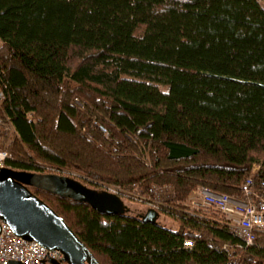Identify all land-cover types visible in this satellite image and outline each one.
<instances>
[{
	"label": "trees",
	"instance_id": "trees-1",
	"mask_svg": "<svg viewBox=\"0 0 264 264\" xmlns=\"http://www.w3.org/2000/svg\"><path fill=\"white\" fill-rule=\"evenodd\" d=\"M0 90L11 169L172 187L153 223L134 200L109 216L32 191L100 264H264V232L244 247L176 203L199 186L235 196L254 167L264 179L258 0H0Z\"/></svg>",
	"mask_w": 264,
	"mask_h": 264
},
{
	"label": "water",
	"instance_id": "water-1",
	"mask_svg": "<svg viewBox=\"0 0 264 264\" xmlns=\"http://www.w3.org/2000/svg\"><path fill=\"white\" fill-rule=\"evenodd\" d=\"M33 190L87 204L109 216L128 212L124 199L106 189L88 186L73 176L0 168V222L7 224L18 237L59 250L65 264H100L65 221ZM157 215L156 210L148 208L140 219L153 223Z\"/></svg>",
	"mask_w": 264,
	"mask_h": 264
},
{
	"label": "built area",
	"instance_id": "built-area-1",
	"mask_svg": "<svg viewBox=\"0 0 264 264\" xmlns=\"http://www.w3.org/2000/svg\"><path fill=\"white\" fill-rule=\"evenodd\" d=\"M4 96L0 90V103ZM102 132L105 130L99 127ZM12 155L0 150V168H10L7 163ZM257 167L244 178L237 195L216 193L205 186L195 188L189 197L177 203L179 209L197 216H213L234 235L242 246H251L255 234L264 232V179L258 182L254 178ZM123 199L143 203L157 210L166 206L172 199V188L167 185L150 186L145 190L138 187L132 192L114 191ZM190 240L184 241V247H191ZM0 264H65L63 254L57 249H48L35 241L16 236L12 229L0 222Z\"/></svg>",
	"mask_w": 264,
	"mask_h": 264
},
{
	"label": "rangeland",
	"instance_id": "rangeland-1",
	"mask_svg": "<svg viewBox=\"0 0 264 264\" xmlns=\"http://www.w3.org/2000/svg\"><path fill=\"white\" fill-rule=\"evenodd\" d=\"M259 1V3L262 5V7L264 8V0H258ZM56 174H58V173H56ZM63 174H65V175H69V176H73V177H78L76 174H74V173H71V172H64ZM83 182V181H82ZM84 184H86V185H88V186H90L89 185V182H87V181H85V182H83ZM169 186V185H168ZM92 187V186H91ZM98 187V186H97ZM97 187H95V188H97ZM171 187V186H170ZM172 188V187H171ZM99 189H106V190H108V191H110V192H113L114 193V191L116 190V189H114V188H108V187H100ZM188 198V197H187ZM186 198V199H187ZM185 199V200H186ZM176 203H178V202H176ZM146 206V205H145ZM147 207V206H146ZM147 209H148V207H147Z\"/></svg>",
	"mask_w": 264,
	"mask_h": 264
}]
</instances>
